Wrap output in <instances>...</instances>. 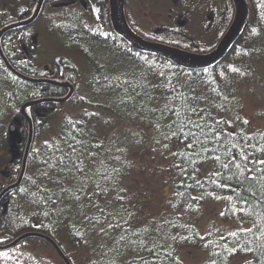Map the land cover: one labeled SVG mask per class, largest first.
I'll use <instances>...</instances> for the list:
<instances>
[{
  "label": "trees",
  "instance_id": "obj_1",
  "mask_svg": "<svg viewBox=\"0 0 264 264\" xmlns=\"http://www.w3.org/2000/svg\"><path fill=\"white\" fill-rule=\"evenodd\" d=\"M153 2L165 20L156 17L148 36L135 27L138 34L194 54L213 50L235 15L232 0ZM35 4L0 0V30L28 18ZM248 4L227 55L200 69L137 51L113 31H90L70 10L56 16L45 6V34L54 42L66 35L68 50L79 45L89 55V71L76 70L77 85L62 101L63 88L36 78L37 54L12 53L30 26L2 34L0 252L38 241L41 255L49 250L63 264H264V123L252 125L241 104V87L260 84L264 0ZM12 125L19 142L8 136ZM196 246L200 260L186 263L184 251ZM80 247L89 258L77 259Z\"/></svg>",
  "mask_w": 264,
  "mask_h": 264
},
{
  "label": "flooded vegetation",
  "instance_id": "obj_2",
  "mask_svg": "<svg viewBox=\"0 0 264 264\" xmlns=\"http://www.w3.org/2000/svg\"><path fill=\"white\" fill-rule=\"evenodd\" d=\"M153 1L154 0H124V14L126 21L131 30L138 36L140 35L135 30V27H137V30L144 32L148 36L155 33L157 29L155 25L156 17H158L161 22H164L163 20H165L160 14H156ZM37 3L38 0H36L35 7L28 18L34 13ZM48 5L53 8V11H50L51 15L55 14L57 16L59 11H61V8L70 10L72 14L71 16L76 21L81 22L84 28H87L90 31H93L94 29V31L101 34L108 31L114 32L110 20V0H44L34 20L30 24L25 25L30 26L24 35L26 42L23 43L20 48H15L13 44L12 53L15 55L22 54L23 60L29 58L27 56L30 53L37 54L36 56L39 58L37 62L39 64L41 63L40 69L42 70V73L41 76L36 78L63 88L66 91L64 96H66L68 93H73L74 88L77 85L78 75L76 74V70L80 72L89 71L87 70L88 65L84 59L85 56L89 55H86L88 50H85V53L83 54V48H78L79 45L73 47V50H68L67 47L70 45V40L67 43L66 38L68 36L66 35H64V38L60 41L54 42L49 34H45L44 26L49 20L46 16H43V8ZM93 7H96L98 11V18H95L93 14ZM107 19L109 20L112 30L106 22ZM37 23L41 24L38 25V28L36 27ZM143 39L152 42L145 38ZM73 44H75V41ZM4 54L6 53L4 52L3 55ZM56 57H58V61L55 60ZM80 80H82V78H80Z\"/></svg>",
  "mask_w": 264,
  "mask_h": 264
},
{
  "label": "water",
  "instance_id": "obj_3",
  "mask_svg": "<svg viewBox=\"0 0 264 264\" xmlns=\"http://www.w3.org/2000/svg\"><path fill=\"white\" fill-rule=\"evenodd\" d=\"M44 0H38L36 9L32 16L26 20L19 21L13 24H10L0 30V36L8 31L9 29H12L17 26H25L30 24L35 16L37 15L42 3ZM235 6V15L233 18V21L224 34L223 38L217 45V47L212 50L209 53L206 54H193V53H188L182 50H178L169 46H163L160 44L148 42L141 37H139L137 34H135L131 28L129 27L125 14H124V0H110V20L111 24L113 27V30L116 34L120 35L125 41L130 43V45L142 52L150 53V54H155L156 56L163 57L166 59L171 60L173 63L184 67L188 69H200V68H205L210 65L216 64L220 60H222L229 48L237 41V39L240 37L243 29L246 26L247 20H248V14H249V6L246 0H232ZM93 14L95 18H98V11L96 7H93ZM1 52V49H0ZM5 62L7 63L6 59H4ZM56 61H58V57L55 58ZM8 64V63H7ZM65 98L59 100L62 101ZM28 105V103L24 104L22 106V111L24 112L25 107ZM8 136L11 138L13 142H19L20 140V134L16 130L15 126L12 125L8 129ZM30 138H31V129L29 132V138L24 154V159H23V166L21 169V174L18 179V182L21 178L22 172L24 170V162L26 158V154L28 151V147L30 144ZM28 235L21 236L18 238L16 241H14L11 245L16 244L23 238H25ZM47 238V237H46ZM57 249L59 253H61V250L59 247L56 245L54 241L51 239L47 238Z\"/></svg>",
  "mask_w": 264,
  "mask_h": 264
},
{
  "label": "rangeland",
  "instance_id": "obj_4",
  "mask_svg": "<svg viewBox=\"0 0 264 264\" xmlns=\"http://www.w3.org/2000/svg\"><path fill=\"white\" fill-rule=\"evenodd\" d=\"M38 25L41 24L37 23V28ZM257 68L259 75V77H257L260 81L256 82L260 84L249 83L248 89L245 88L247 84L241 87V96L243 100L241 101V104L244 106L246 116L251 119L252 125L256 127L261 126L264 123V117L262 116L264 115V88H262V84H264V59L259 61ZM213 209L215 210L213 206L208 207L207 214L213 215ZM38 246V241L22 242L14 246L12 249L1 251L0 264H63V262L56 258L49 250L45 253L43 252L41 255V253L37 251ZM75 252H78L77 254H79L77 259L85 260L90 257L87 247H80L79 250ZM75 252L73 253L75 254ZM184 252L186 253V263H188L189 260H200V247L196 246L188 248Z\"/></svg>",
  "mask_w": 264,
  "mask_h": 264
},
{
  "label": "bare ground",
  "instance_id": "obj_5",
  "mask_svg": "<svg viewBox=\"0 0 264 264\" xmlns=\"http://www.w3.org/2000/svg\"><path fill=\"white\" fill-rule=\"evenodd\" d=\"M247 1V3H248V0H246ZM248 6H249V4H248ZM160 45H163V46H167V45H164V44H160ZM199 69V68H198Z\"/></svg>",
  "mask_w": 264,
  "mask_h": 264
},
{
  "label": "snow or ice",
  "instance_id": "obj_6",
  "mask_svg": "<svg viewBox=\"0 0 264 264\" xmlns=\"http://www.w3.org/2000/svg\"><path fill=\"white\" fill-rule=\"evenodd\" d=\"M189 147H191V145H189ZM260 163L264 164V161H260Z\"/></svg>",
  "mask_w": 264,
  "mask_h": 264
}]
</instances>
